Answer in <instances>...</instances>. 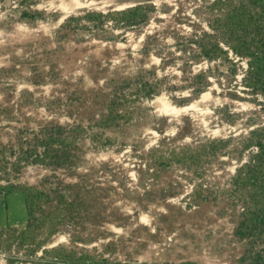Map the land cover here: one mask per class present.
Returning <instances> with one entry per match:
<instances>
[{
  "label": "rangeland",
  "instance_id": "374dc122",
  "mask_svg": "<svg viewBox=\"0 0 264 264\" xmlns=\"http://www.w3.org/2000/svg\"><path fill=\"white\" fill-rule=\"evenodd\" d=\"M0 264H264V0H0Z\"/></svg>",
  "mask_w": 264,
  "mask_h": 264
}]
</instances>
